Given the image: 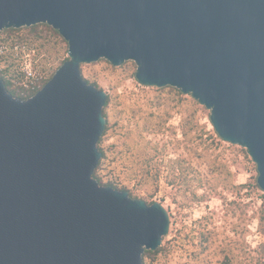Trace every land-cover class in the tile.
<instances>
[{
    "label": "water",
    "instance_id": "obj_1",
    "mask_svg": "<svg viewBox=\"0 0 264 264\" xmlns=\"http://www.w3.org/2000/svg\"><path fill=\"white\" fill-rule=\"evenodd\" d=\"M37 25L68 60L28 99L0 78V264H143L170 232L161 203L93 177L108 96L82 66L100 60L209 110L264 192V0H0V33Z\"/></svg>",
    "mask_w": 264,
    "mask_h": 264
},
{
    "label": "rangeland",
    "instance_id": "obj_2",
    "mask_svg": "<svg viewBox=\"0 0 264 264\" xmlns=\"http://www.w3.org/2000/svg\"><path fill=\"white\" fill-rule=\"evenodd\" d=\"M39 32L0 33V72L16 86L39 88L68 59L59 34ZM136 69L100 60L82 75L109 100L104 183L116 180L170 216L164 250L143 264H264V192L247 151L224 142L190 95L142 86Z\"/></svg>",
    "mask_w": 264,
    "mask_h": 264
},
{
    "label": "trees",
    "instance_id": "obj_3",
    "mask_svg": "<svg viewBox=\"0 0 264 264\" xmlns=\"http://www.w3.org/2000/svg\"><path fill=\"white\" fill-rule=\"evenodd\" d=\"M41 27H45L46 29H49V30H52L55 34H59L57 31L53 30L52 28H50L49 26L47 25H37V26H33V27H30V28H23V29H29V31H31L32 33H35V34H39V28ZM23 29H20V30H15V29H10V30H5L4 32H7V33H19L21 32ZM68 60V59H67ZM65 60V61H67ZM64 61V62H65ZM63 62V63H64ZM62 63V64H63ZM58 70V69H57ZM56 70V71H57ZM55 71V72H56ZM55 74V73H54ZM53 77V76H52ZM0 78L3 79V81L5 82L6 84V87H7V90L16 98H20V99H28L32 96H34L38 91H40L45 85L46 83L50 80H45L42 85L39 87V88H32L30 87L29 89H26L22 86H16L13 82L12 79L10 78H6L5 74H4V71H1L0 72ZM109 103V100H107V104L106 106L108 105ZM105 106V107H106ZM104 116L106 117V114L103 112ZM109 125L107 124L106 125V129H105V132L98 144V147L100 149V151L102 152V158H101V161L99 163V166L98 168L96 169L95 173H94V178L99 182V184L101 186H111L113 187L114 189H117V190H120V191H125V192H128L129 195L134 198V199H140L139 196L137 194L134 193L133 190H131L128 186L120 183V182H117L116 180H111L107 183H104V179L103 177L99 174L100 171H102L103 169V165H104V161L106 160V152L104 151V148H103V137L107 134V132L109 131ZM153 197V196H150V198ZM154 202L152 203H148L150 205H152ZM164 248H159L157 251L155 252H152V251H145V253L143 254V259H147V258H150V257H155L158 253H160L161 251H163Z\"/></svg>",
    "mask_w": 264,
    "mask_h": 264
}]
</instances>
